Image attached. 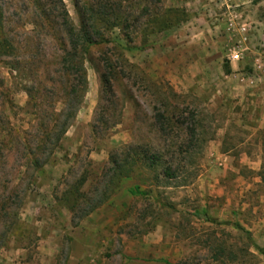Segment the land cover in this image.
Here are the masks:
<instances>
[{
    "label": "rangeland",
    "instance_id": "rangeland-1",
    "mask_svg": "<svg viewBox=\"0 0 264 264\" xmlns=\"http://www.w3.org/2000/svg\"><path fill=\"white\" fill-rule=\"evenodd\" d=\"M33 1L0 0V39L16 48L0 58L9 173L0 175V203L24 196L17 215L0 212V264H264L253 247L264 249V0L119 2L132 41L114 28L87 50V92L61 148L25 171L6 131L29 130L24 89L42 93L48 76L56 80L60 52L44 0L39 10ZM81 1L62 0L75 27ZM32 54L22 78L13 63ZM106 63L112 95L101 83ZM156 113L168 120L164 133ZM100 118L106 131L95 128ZM143 150L160 153L172 177L135 167L108 185L110 154Z\"/></svg>",
    "mask_w": 264,
    "mask_h": 264
},
{
    "label": "trees",
    "instance_id": "trees-1",
    "mask_svg": "<svg viewBox=\"0 0 264 264\" xmlns=\"http://www.w3.org/2000/svg\"><path fill=\"white\" fill-rule=\"evenodd\" d=\"M75 1H77L78 4V0ZM121 1L122 0H117L116 2L115 0H92L91 2H86L82 0L78 7L81 22L79 27H75L68 18L62 0H44L46 8L44 12L41 13L43 14V22L47 23L49 30H53L54 33H56L60 42L58 43L60 52L56 59V67L54 69L57 77L55 80L48 76L47 81L43 83L41 88L39 86L40 83L37 84V86H39L37 88L42 93L38 92L37 89H24L29 96V101L24 110L23 108L20 109L23 112L20 110L17 111L33 116L32 122L29 123V130L23 132L19 129L15 130L11 128L6 131L7 133L12 132L9 136L8 144H10V148L13 144V149L17 154L19 153V160L22 162L18 170L25 169L26 171L29 168H32L34 171L39 170L47 162L49 156L61 148L64 136L81 108L87 92V73L85 68V54L87 50L92 46L105 43L107 40L103 35L106 33L108 36L109 31L114 28H118L123 32L126 43L132 41L130 35L125 33L129 28L125 26L126 20L119 15L121 11V4L119 2ZM33 3L35 5V10H39L37 8V1L34 0ZM51 16L54 20L53 24L47 22V18ZM1 17L2 12L0 8V21ZM129 17L131 18L132 16ZM132 20L133 22L135 21L134 18ZM152 28V30L155 29V27ZM152 30L150 33H153ZM0 35L3 36L2 27H0ZM15 50L16 48L11 40H6L4 37H1L0 58L12 57ZM38 56V54L29 55L27 56V62L23 63L19 60L12 59L16 60L13 65L22 78L28 75V71H23V66L29 65V62ZM41 56L45 57V54ZM47 75L51 74L49 73ZM112 79L113 71L106 63L104 73L101 75V83L105 95L113 94ZM2 85L3 82L0 81V86ZM33 92H36L37 95H31ZM7 102L10 110L17 109L12 101L7 100ZM29 108L32 109V113H29ZM45 108L49 111L46 112ZM3 114L0 115V129L4 127L3 125L5 123ZM153 120L157 130L164 133L169 125L168 120L160 113H156ZM115 125L116 123L111 126ZM95 128L100 132L106 131L108 128L107 122L100 118L99 125ZM3 144L4 141L1 140L0 175L9 176V173H5L3 170L6 166L3 165ZM8 151H10V149ZM130 152L131 153L129 154L128 152L124 158L110 154L108 164L111 166L110 171L112 174L109 178L108 185L115 184V180L120 177L122 172L133 171L135 167L150 170L152 172H157L160 168L163 169L165 176L168 178H171L174 174V171H171V169L166 166V163L163 162L164 158L160 153L152 154L146 150L141 152ZM17 176L19 175L17 174ZM8 178L9 182L12 183V176ZM155 178L157 179V175ZM1 179L2 178H0V180ZM262 181L264 182V176ZM9 182L7 184H9ZM77 182L78 187H75L74 191L70 192L71 194L79 193V188L85 184L86 178H82ZM23 199V193L22 196L18 193L10 194L7 198L1 200L0 212L6 210L9 214L13 213V215H17L22 207ZM68 202L67 200V204ZM95 208L96 207L93 209L90 208V211H93ZM207 221L210 222V219H207ZM233 227L243 232L248 241L251 240L249 232L245 231L239 224L235 223ZM253 247L264 257V249L256 245H253ZM219 253L222 254V250Z\"/></svg>",
    "mask_w": 264,
    "mask_h": 264
},
{
    "label": "built area",
    "instance_id": "built-area-1",
    "mask_svg": "<svg viewBox=\"0 0 264 264\" xmlns=\"http://www.w3.org/2000/svg\"><path fill=\"white\" fill-rule=\"evenodd\" d=\"M231 58L233 59V60H238V55H231Z\"/></svg>",
    "mask_w": 264,
    "mask_h": 264
}]
</instances>
